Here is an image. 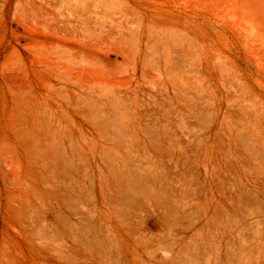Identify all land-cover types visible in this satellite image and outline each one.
<instances>
[{"label":"rangeland","instance_id":"obj_1","mask_svg":"<svg viewBox=\"0 0 264 264\" xmlns=\"http://www.w3.org/2000/svg\"><path fill=\"white\" fill-rule=\"evenodd\" d=\"M0 264H264V0H0Z\"/></svg>","mask_w":264,"mask_h":264}]
</instances>
